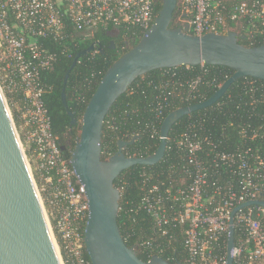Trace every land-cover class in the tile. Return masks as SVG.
I'll return each mask as SVG.
<instances>
[{"label": "trees", "instance_id": "trees-1", "mask_svg": "<svg viewBox=\"0 0 264 264\" xmlns=\"http://www.w3.org/2000/svg\"><path fill=\"white\" fill-rule=\"evenodd\" d=\"M161 1L152 0L155 14L161 8ZM181 17L177 5L170 27H179L176 23ZM229 31L235 32L237 42L245 47L264 44L262 26L253 27L245 20L229 21L228 30L222 33ZM142 34L131 27L100 26L83 31L69 28L61 41H39L56 57L52 69L40 76L45 89L42 101L50 117L51 131L67 157L79 136L81 115L101 77L118 57L138 42ZM110 40L114 42V49L109 48ZM90 45L94 46L93 50L81 54L72 67L77 55ZM69 70L64 86V76ZM232 74V69L225 66L198 65L158 69L138 77L115 101L104 120L102 158L106 159L117 151V141H130L133 137H136L133 143L123 149L126 156L153 154L159 145L160 126L166 115L177 108L206 101ZM63 87L68 109L75 113L74 124L70 123L61 102ZM185 138L197 140L201 145L195 157L207 167L208 186L204 198L216 205L225 197L228 188L237 190L241 186L243 171L237 169L238 155L245 157L250 167H256V162L264 160V80L239 78L215 104L185 115L173 125L161 161L152 166L134 165L117 177L114 185L120 190L117 217L120 233L125 244L134 248L143 261L158 255L170 264L189 263L184 244L186 225L170 223L163 227L166 231L163 235L141 205L145 191L152 186H156L160 193L165 190L174 193L191 182L193 168L186 158L188 152L178 145ZM223 154L233 155L235 163L230 166L216 158ZM259 199L264 200V185ZM227 235L213 244L214 255L223 262ZM234 237L236 246L245 238L237 223ZM61 255L64 264H72L63 250ZM84 256L89 261L86 252ZM246 262L245 253L233 260V264Z\"/></svg>", "mask_w": 264, "mask_h": 264}, {"label": "built area", "instance_id": "built-area-1", "mask_svg": "<svg viewBox=\"0 0 264 264\" xmlns=\"http://www.w3.org/2000/svg\"><path fill=\"white\" fill-rule=\"evenodd\" d=\"M178 6L182 15L179 23L182 27L187 24L186 33L193 36L223 34L229 21L245 20L253 27H264V0H178ZM156 16L152 0H0V90L11 106L15 130L62 262L61 250L72 264H90L83 242L88 205L70 158L62 153L51 131L42 101L45 89L40 76L52 69L56 57L39 41H61L69 28L131 27L144 33ZM178 145L188 152L191 182L174 193H160L152 186L145 191L141 205L163 235V227L170 223L186 225L188 264H223L214 255L213 244L228 233L235 207L260 200L264 160L250 167L245 157L238 155L237 169L243 171L241 186L228 188L225 197L212 205L214 202L204 198L207 167L195 157L201 149L199 141L185 138ZM216 158L230 166L235 163L233 155ZM234 222L245 233L235 245L234 259L245 253L246 264H264V208L241 209Z\"/></svg>", "mask_w": 264, "mask_h": 264}, {"label": "water", "instance_id": "water-1", "mask_svg": "<svg viewBox=\"0 0 264 264\" xmlns=\"http://www.w3.org/2000/svg\"><path fill=\"white\" fill-rule=\"evenodd\" d=\"M177 5L178 0L161 1L152 26L105 71L81 115L79 136L69 151V158L87 199L83 242L90 264H170L158 255L143 261L134 248L125 244L117 221L120 190L115 187V180L134 165L152 166L161 161L173 125L183 116L215 104L233 82L242 77L264 80V44L254 47L240 45L233 31L193 36L184 32L182 27L171 28ZM183 26L186 30L189 28L187 24ZM93 48L90 45L78 54L72 67L81 54ZM198 65L225 66L232 69L233 74L206 101L168 113L161 123L160 142L153 154L126 156L123 149L133 143L136 138L133 137L130 141H117V151L106 159L102 158L104 120L115 101L138 77L153 70ZM69 73L70 70L64 76V86ZM61 102L70 123L74 124L75 113L68 109L64 87ZM249 206L264 208V200L247 201L232 210L223 264H233L235 215ZM0 264H63L1 90Z\"/></svg>", "mask_w": 264, "mask_h": 264}, {"label": "flooded vegetation", "instance_id": "flooded-vegetation-1", "mask_svg": "<svg viewBox=\"0 0 264 264\" xmlns=\"http://www.w3.org/2000/svg\"><path fill=\"white\" fill-rule=\"evenodd\" d=\"M176 24H177L179 27H182V25H181L180 23H176ZM111 42H113V41H112V40L109 41V43H110V47H109V48H110V49H114V48H115V45H114V44L112 45ZM113 43H114V42H113ZM98 44H100V43H98Z\"/></svg>", "mask_w": 264, "mask_h": 264}, {"label": "rangeland", "instance_id": "rangeland-1", "mask_svg": "<svg viewBox=\"0 0 264 264\" xmlns=\"http://www.w3.org/2000/svg\"><path fill=\"white\" fill-rule=\"evenodd\" d=\"M176 20H178L177 17H176ZM7 104H8V103H7ZM7 107H8V109H9V112L12 114V112H11V111H12V110H11V106L8 104ZM13 123H14V126L16 127L17 125H16V121H15V119H14V116H13Z\"/></svg>", "mask_w": 264, "mask_h": 264}]
</instances>
